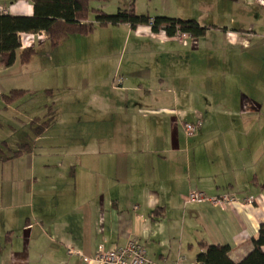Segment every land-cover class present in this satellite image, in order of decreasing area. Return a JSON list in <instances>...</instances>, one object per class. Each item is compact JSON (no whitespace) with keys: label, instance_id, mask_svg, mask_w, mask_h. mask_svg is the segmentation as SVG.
I'll use <instances>...</instances> for the list:
<instances>
[{"label":"crops","instance_id":"obj_1","mask_svg":"<svg viewBox=\"0 0 264 264\" xmlns=\"http://www.w3.org/2000/svg\"><path fill=\"white\" fill-rule=\"evenodd\" d=\"M101 1L124 11L131 0ZM133 1L140 13L195 18L207 30L182 42L150 25L123 23L70 34L56 45L44 32L21 33L22 47L33 53L0 66V113H10L0 115V130L7 135L0 145L9 146L11 138L31 146L17 155L16 149L0 153L7 157L1 162L13 163L12 179L0 187V264H86L78 255L68 256L67 248L91 256L99 243L115 248L130 239L145 245L158 264H175L181 256L186 259L181 264H193L204 251L202 242L228 244L235 261L251 250L264 223V0H256L255 8L254 0ZM0 9L31 15L33 3L0 0ZM72 51L74 59L85 57L87 70L73 80L77 90L78 82L90 89L86 111L94 116L73 126L69 148L62 144L65 135L55 132L60 123L54 115L41 132L33 129L54 114L51 108L57 112L51 96L59 76L56 61ZM109 63L107 71L100 67ZM38 83L47 87L51 104L44 97L41 106L23 108L3 98L12 89L25 91L20 98L36 96L31 93ZM20 117L31 121L32 134L23 139L17 136L24 127ZM198 120L202 126L187 135L183 123ZM71 152L64 165V154ZM35 183L45 190L39 192L37 212ZM60 185L73 186V219L67 213L65 231L57 203ZM82 187L92 198L77 201ZM191 189L256 199L218 207L187 202Z\"/></svg>","mask_w":264,"mask_h":264},{"label":"trees","instance_id":"obj_2","mask_svg":"<svg viewBox=\"0 0 264 264\" xmlns=\"http://www.w3.org/2000/svg\"><path fill=\"white\" fill-rule=\"evenodd\" d=\"M33 14L11 15L0 13V66H10L17 56L25 61L33 53L32 47H22L21 33L44 32L51 45L70 34H84L97 26L129 24L135 28L138 25H150L153 32L164 31L169 36L177 32L189 33L190 37H200L205 34L207 25H202L195 18H183L165 14L138 13L131 0L128 8L122 13H107L91 8L92 0H31ZM95 13L94 21H88L89 14ZM25 93L22 89H12L4 94L7 103L18 100ZM53 113V109H50ZM50 115V114H48ZM54 120L44 119L34 127L39 133ZM3 142L1 141L0 144ZM31 149L29 144H20L13 155ZM2 148L0 147V153ZM0 158H7L0 154ZM204 251L199 252L197 261L193 264H264V223L260 226L258 235L252 239L251 250L239 261L230 257V246L225 243H201Z\"/></svg>","mask_w":264,"mask_h":264},{"label":"rangeland","instance_id":"obj_3","mask_svg":"<svg viewBox=\"0 0 264 264\" xmlns=\"http://www.w3.org/2000/svg\"><path fill=\"white\" fill-rule=\"evenodd\" d=\"M251 5L254 6L258 4V2H256V0L252 1L250 3ZM107 5V6H106ZM90 6L91 8H95L98 6H103L106 10H108L107 12H114V13H118V12H123V11H115L116 7L114 6L113 2L111 4H103V2L101 0H92L90 2ZM136 12L140 13L143 12L142 7L137 8L136 7ZM146 12V11H145ZM264 15V13H263ZM89 17L94 20L95 19V13L91 12L89 14ZM87 41V40H86ZM84 41V42H86ZM116 44V43H115ZM42 52V50H41ZM85 58V57H84ZM83 57H80L78 59H74L73 58V51L67 53V58L66 55L65 57L63 56V58L59 59V61H56L59 67V76L54 78V80L52 81V87L54 88L53 90V94L51 96L55 97V101L56 103L53 104L55 106V108L57 109V112H55L53 110L54 114H50L47 115L48 118H54L56 117L58 122L60 123L59 127L55 130V132H59L61 134H64L65 137L62 140V144L63 146L69 147V148H73V139L70 137V135H73V126L80 120L81 122H87L89 121V116H94L91 113H88V111H86V108L88 107L87 103L90 99L89 97V88L88 86L85 84H82L80 82H78L79 85V90L76 89L75 86V82H74V78L77 77L78 80L82 77V71L85 69L87 70V66L85 63H83L84 60ZM80 63V66H77L76 63ZM104 69V71L109 70L111 67V64H107L104 66H100ZM94 70V66H90V72ZM38 86L36 88V91L34 93H31L33 95H36L38 93V95L33 96V97H29V95H25L24 97L14 101L13 106L15 107H23V108H33V107H38L41 106L44 97H46V104H51V99L50 96L48 95H44V89L47 87H43L42 83H38ZM40 88V89H39ZM38 91V92H37ZM91 103V104H90ZM90 105H94L92 104V102H90ZM4 105L1 104L0 108H3ZM73 110H75L76 112L73 113ZM1 116L5 115L6 117L10 116V113H6L3 112L0 113ZM54 115V117H53ZM20 124L23 125V129L21 131H17V136L21 139H23L22 137L24 135H26L28 132L30 134H32V129L30 128V124L31 121L28 119H24L22 117ZM25 122V124H24ZM6 131L4 130H0V138H4L2 136H7ZM21 136V137H20ZM32 138V135H31ZM8 140V144L7 145H0V147L4 150V151H8V152H13V150L17 149L20 147V145H16L13 144V141L11 140V138H6ZM25 140V139H24ZM1 143V142H0ZM17 146V147H16ZM67 147H63V153H67V150H65ZM62 151V150H61ZM13 154V153H12ZM66 156L65 159H63V164L67 165V163L69 162L68 160H70L71 158H73V154L72 152L67 154H64ZM40 158V157H39ZM41 164L39 161L36 162V171H37V175L40 173H38V165ZM53 165H51L50 169L54 168V161H52ZM11 165H13V163L11 162H1L0 161V187L4 186L8 181L10 182V180L12 179L11 177V171L12 169H10ZM25 165H26V161L23 160V166H22V172H21V176H20V182H21V188H20V192L25 191L24 189V181L23 178V173L26 170L25 169ZM66 167V166H64ZM45 169V168H44ZM64 170V169H63ZM68 171H70L69 169H67ZM64 174V173H63ZM66 177L65 180H67L69 182V179H72L73 182V176H70L69 173H65L64 174ZM65 176L63 177V179L65 178ZM39 177V176H38ZM47 180V178H44V181ZM35 193H34V200H35V212H37V203H38V199H40L39 197V192L43 191L45 192L44 186L38 185L37 183H35ZM5 187V186H4ZM2 189V188H1ZM2 191V190H1ZM50 189L46 188V192H49ZM57 195L59 196V200L57 201V203H60L61 205V215L62 218L60 219L61 222H63L61 225L63 227V231L67 230V221L69 220V215H71L72 219H73V186L71 188V190H69L68 187L65 186H59V188L56 190ZM24 194V193H23ZM20 196H22L20 194ZM89 196V198H92V194L87 193V189L86 187H82V189L80 190V193L77 197V201H80L81 199H85ZM24 198V200L27 202V194L24 196H22ZM12 211H10L11 213ZM68 213V214H67ZM58 214L56 213V216ZM66 215V216H65ZM68 241H70L71 243L73 241L70 240V238H67Z\"/></svg>","mask_w":264,"mask_h":264},{"label":"built area","instance_id":"obj_4","mask_svg":"<svg viewBox=\"0 0 264 264\" xmlns=\"http://www.w3.org/2000/svg\"><path fill=\"white\" fill-rule=\"evenodd\" d=\"M0 13H5L3 9H0ZM176 37L182 42L189 40V33L177 32ZM202 126V121L196 122H184L183 127L187 135L194 134ZM254 195H249L239 200L235 194L223 193L208 195L203 191L191 189L187 193V202L203 203L208 202L218 207H224L226 204H232L239 202L241 204H248L255 200ZM135 210L138 209L137 205L133 206ZM140 217L146 220L143 214ZM78 255L82 261L86 264H158L151 261L147 256V249L145 245L139 243L137 240L130 239L123 246L115 248H107L104 243H99L91 256L83 254L81 251L73 247L67 248V255ZM184 256L178 257L175 264H181L185 262Z\"/></svg>","mask_w":264,"mask_h":264}]
</instances>
